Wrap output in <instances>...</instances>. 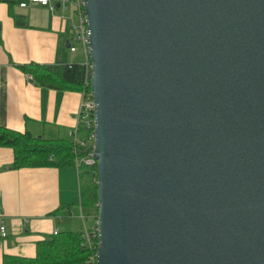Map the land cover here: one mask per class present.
Wrapping results in <instances>:
<instances>
[{"label": "water", "instance_id": "water-1", "mask_svg": "<svg viewBox=\"0 0 264 264\" xmlns=\"http://www.w3.org/2000/svg\"><path fill=\"white\" fill-rule=\"evenodd\" d=\"M96 264H264V0H83Z\"/></svg>", "mask_w": 264, "mask_h": 264}, {"label": "crops", "instance_id": "crops-1", "mask_svg": "<svg viewBox=\"0 0 264 264\" xmlns=\"http://www.w3.org/2000/svg\"><path fill=\"white\" fill-rule=\"evenodd\" d=\"M22 3L26 6L20 7ZM14 16L23 24L16 25ZM76 25L72 13L63 17L55 4L51 10L29 0H0V127L23 133L27 119L35 125L59 127L64 137L72 138L80 93L37 87L19 67L84 65L86 56L80 45L75 44L76 51L70 52ZM12 161V150L0 147L1 214L7 230V237H0V264L3 255L33 258L35 244L64 223L50 214L79 202L77 169L12 170ZM73 212L81 219V210L76 207ZM88 218L91 228L95 220Z\"/></svg>", "mask_w": 264, "mask_h": 264}, {"label": "trees", "instance_id": "trees-1", "mask_svg": "<svg viewBox=\"0 0 264 264\" xmlns=\"http://www.w3.org/2000/svg\"><path fill=\"white\" fill-rule=\"evenodd\" d=\"M15 24L22 25L21 19L15 17ZM72 38L70 42H72ZM19 69L37 87H44L61 92L80 93L84 87L85 66L70 65H39L29 64ZM61 129L46 123L35 125L33 121L25 120L23 133L0 127V147L9 148L13 152L12 170L22 168H55L77 169L79 179V202L60 207L50 215L59 217L64 223L58 224L56 235L51 233L44 240L35 244V256L22 258L3 255L2 264H86L90 250L82 246L83 231L90 230L85 219L97 216V172L96 165L79 163L91 151V145H80L72 138L64 137ZM80 140L89 139L83 127H79ZM79 163L78 166L76 163ZM82 211L76 215L73 209ZM73 220L79 222V227H73ZM81 220V221H80ZM82 222V224H81ZM95 224V223H94Z\"/></svg>", "mask_w": 264, "mask_h": 264}, {"label": "built area", "instance_id": "built-area-1", "mask_svg": "<svg viewBox=\"0 0 264 264\" xmlns=\"http://www.w3.org/2000/svg\"><path fill=\"white\" fill-rule=\"evenodd\" d=\"M32 4H38L44 7H48L51 10H54L55 6L61 11L63 17H65L69 12L72 13L73 18L76 19L77 25L73 28L74 37L72 38L70 52L74 53L76 51L75 44L80 45L82 51L86 56V61L84 63L85 66V80L84 87L85 89L80 92L81 102L79 105L78 113H77V123L75 128L72 131L73 142L82 145L88 143L91 145V151L87 155V157L81 159L79 163H84L85 165H96V160L93 157V147H94V111H95V103L91 97L90 93V79H91V65L88 58V49H87V22L85 18V13L83 9L84 2L83 0H29ZM53 2V3H52ZM26 4H20V7H25ZM29 78V77H28ZM79 127H83L88 133H90L89 139L85 142V140H80L78 136ZM78 162L76 165L78 166ZM58 232L57 229H53L52 234L56 235ZM0 237H7V230L4 224L3 216L1 214V201H0ZM83 243L82 246H85L90 250V255L86 264H96V250L98 245V231L96 220L95 224L90 230H84L82 235Z\"/></svg>", "mask_w": 264, "mask_h": 264}, {"label": "rangeland", "instance_id": "rangeland-1", "mask_svg": "<svg viewBox=\"0 0 264 264\" xmlns=\"http://www.w3.org/2000/svg\"><path fill=\"white\" fill-rule=\"evenodd\" d=\"M76 45L79 47L78 44H76ZM77 56L81 57V55L79 54V52H78V55H77ZM65 135H66V133H63V136H65ZM91 222H92V221L90 220V218L87 217V218L85 219V223H86L87 226H88V225L90 226ZM72 223H73V227H74V228H78V227H79V222H77L76 220H75V221L73 220Z\"/></svg>", "mask_w": 264, "mask_h": 264}]
</instances>
